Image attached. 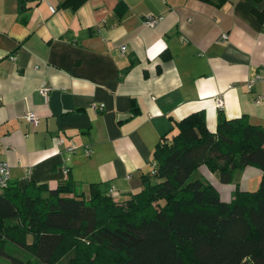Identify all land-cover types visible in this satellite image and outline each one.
<instances>
[{"label":"crops","instance_id":"0c3cea01","mask_svg":"<svg viewBox=\"0 0 264 264\" xmlns=\"http://www.w3.org/2000/svg\"><path fill=\"white\" fill-rule=\"evenodd\" d=\"M64 1L0 0V160L10 184H68L87 196L94 183L123 199L141 188L157 139L186 115L201 111L209 132L218 111L264 128V0ZM147 15L158 17L152 27ZM28 110L36 123L24 120ZM261 174L238 170L231 188L204 165L195 173L224 202L236 188L254 191Z\"/></svg>","mask_w":264,"mask_h":264},{"label":"trees","instance_id":"16d2710c","mask_svg":"<svg viewBox=\"0 0 264 264\" xmlns=\"http://www.w3.org/2000/svg\"><path fill=\"white\" fill-rule=\"evenodd\" d=\"M175 126L157 139L141 188L123 199L94 183L87 196L68 184L9 183L0 191V257L10 264H264V128L245 116L229 123L221 111L214 132L201 111ZM199 165L220 183L256 166L261 184L237 188L224 202L195 175ZM7 244L30 258L10 254Z\"/></svg>","mask_w":264,"mask_h":264},{"label":"built area","instance_id":"2783aa9c","mask_svg":"<svg viewBox=\"0 0 264 264\" xmlns=\"http://www.w3.org/2000/svg\"><path fill=\"white\" fill-rule=\"evenodd\" d=\"M157 20H158V17L153 16V15H147L145 17L143 23L147 27H152L157 22ZM224 38H225V35L221 34L220 39L223 40ZM119 49H120V51H123L124 48H123V46H121ZM255 81H256V79L255 80L250 79L248 81V83L246 84L247 89H249V90L252 89L253 83H255ZM37 90L40 94L45 95L50 90V87L46 86L44 83H40ZM260 100H261V97H258L255 102L259 103ZM215 105H216V107L220 108L222 106V101L218 100V99L215 100ZM91 107L97 111H100L102 108L101 105H97L95 103H92ZM23 118L25 121H27L31 124H34L37 122V116L34 114L33 111H30V110H28L24 113ZM62 144H63L62 138H60V137L54 138L55 149H58L59 146H61ZM76 148H77V146L72 144V143H69L65 146V150L69 151V152L74 151ZM89 152H90V150L88 148H84L85 154H88ZM150 167L154 168L153 164H151ZM9 182H10L9 165L7 162L0 160V191L3 190L4 188H6L9 184ZM112 191H114V187L110 186L108 189V193H110Z\"/></svg>","mask_w":264,"mask_h":264},{"label":"rangeland","instance_id":"374dc122","mask_svg":"<svg viewBox=\"0 0 264 264\" xmlns=\"http://www.w3.org/2000/svg\"><path fill=\"white\" fill-rule=\"evenodd\" d=\"M260 182H259V184H258V186L257 187H255V188H258L259 187V185L261 184V179L259 180ZM237 189V188H236ZM238 190H239V188H238ZM6 249L8 250V252L10 253V254H13V255H17V256H20L21 258H23V259H26V258H30V255L28 254V252L27 251H22V250H20V249H18V248H16L14 245H11V244H7L6 245ZM63 264V263H65V260H60L57 264ZM0 264H10L9 263V260L7 259V258H5V257H0Z\"/></svg>","mask_w":264,"mask_h":264}]
</instances>
